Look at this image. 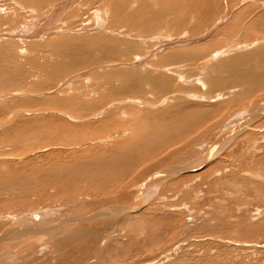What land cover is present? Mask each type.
<instances>
[{
    "label": "rangeland",
    "instance_id": "obj_1",
    "mask_svg": "<svg viewBox=\"0 0 264 264\" xmlns=\"http://www.w3.org/2000/svg\"><path fill=\"white\" fill-rule=\"evenodd\" d=\"M183 1L0 0V264H264V0Z\"/></svg>",
    "mask_w": 264,
    "mask_h": 264
},
{
    "label": "bare ground",
    "instance_id": "obj_2",
    "mask_svg": "<svg viewBox=\"0 0 264 264\" xmlns=\"http://www.w3.org/2000/svg\"><path fill=\"white\" fill-rule=\"evenodd\" d=\"M186 0H184L183 2H185ZM186 3V2H185ZM205 5H209L208 4V0H203V4H201L200 5V3H199V6H202V7H205ZM207 8V7H206ZM208 9V8H207ZM211 9V8H210ZM209 9V10H210ZM215 12V11H214ZM202 22V21H201ZM70 41V40H69ZM2 80V79H1ZM15 82V81H14ZM196 119V118H195ZM200 119V118H199ZM170 121V120H169ZM201 121V120H200ZM109 123V122H108ZM167 124V123H166ZM183 124H185V123H183ZM193 124V123H192ZM197 125V124H196ZM166 126H168V125H165V127ZM244 126V125H243ZM156 127V126H155ZM158 127V126H157ZM145 128V127H144ZM191 128V127H190ZM170 129V128H169ZM160 129H158V131H159ZM181 130V129H180ZM157 131V132H158ZM161 131L164 133H168L167 131H168V127H166V129H164V130H160V132L159 133H161ZM171 131V130H170ZM182 131V130H181ZM123 132V131H122ZM154 132V131H153ZM186 132V131H185ZM184 133V132H183ZM182 133V134H183ZM138 134H139V131H138ZM164 135V134H163ZM173 135H174V133H173ZM158 136V135H157ZM166 136V135H165ZM178 136V135H177ZM170 137V136H169ZM144 138H146V136L144 135V137H143V140H144ZM163 139H164V137H162ZM157 139H159L158 137H157ZM157 139L155 140V141H157ZM177 139V138H176ZM178 139H179V137H178ZM194 139V138H193ZM202 139V138H201ZM160 140V139H159ZM195 140V139H194ZM171 141V140H170ZM173 141V140H172ZM66 142V141H65ZM153 142V141H152ZM158 142V141H157ZM161 142V141H160ZM140 143V142H139ZM145 143V142H144ZM68 144L69 143H64L63 145H61L62 147H64V148H67L68 147ZM141 145V144H140ZM139 145V146H140ZM160 145V144H159ZM187 145V144H186ZM70 146V145H69ZM147 146V145H146ZM152 146V145H151ZM143 147V145L142 146H140L139 148H142ZM134 149V148H133ZM144 149V148H143ZM155 149V148H154ZM158 149V148H157ZM67 150V149H66ZM123 150V149H122ZM64 153H65V151H63ZM67 152V151H66ZM73 152H75V151H73ZM73 152H69L68 153V155H69V157H66V160L64 159H62V154L61 155H57L56 156V154L57 153H54L53 155H50V154H48V155H44V160H46V167H45V170L44 169H42V171H41V173H40V176L43 178V179H45L47 176H49V175H51V177H52V180L51 179H49L48 177L45 179L46 181H44L45 183H44V185H47L46 187H44V189L45 188H50V189H52V191H54V192H52V193H49L48 195H46V194H44V193H40V194H36V193H34V192H31V193H34L33 195H37L35 198L36 199H38L39 201H41V202H39V203H42L43 201H45V200H51L52 198H56V199H58V198H62V192H68V190H69V188L70 187H72L71 186V183H73V181L75 182V180H79V179H75L76 178V175H77V171H78V167H76L75 166V160H77V162L78 163H76V164H78L79 166H81L82 165V163H83V161L81 160V161H78V157H76L75 156V153H73ZM123 152V151H122ZM88 153V152H87ZM211 153H212V151H211ZM211 153L210 154H208V157H210L211 156ZM88 155V154H87ZM86 155V156H87ZM81 155H79V158H81L80 157ZM83 156V155H82ZM52 158V159H54L55 161H50L51 159H49L48 160V158ZM54 157V158H53ZM55 157H57V158H55ZM74 158H75V160H74ZM176 158V157H175ZM86 159H87V157H86ZM106 159V158H105ZM205 159H207V158H205ZM74 160V161H73ZM100 160V159H99ZM106 160H108V159H106ZM119 160V159H118ZM61 161H71V163L69 162V164L67 165V166H65L64 167V165L62 164V163H59V162H61ZM87 161V160H86ZM93 161V160H92ZM102 161V160H101ZM108 161H110V160H108ZM203 161V160H202ZM61 164V165H60ZM88 164V163H87ZM89 165V164H88ZM113 165V164H112ZM200 165V164H199ZM112 167V166H111ZM56 168H60V169H56ZM80 168V167H79ZM85 168V167H84ZM81 169V168H80ZM105 169V168H104ZM110 169V168H109ZM113 169H115V168H113ZM107 170H108V168H107ZM106 170V171H107ZM119 170V169H118ZM85 171V170H84ZM117 171V170H116ZM38 172V171H37ZM105 172V171H104ZM81 173H83L82 171H81ZM105 174V173H104ZM73 175H74V177H73ZM39 176V175H38ZM106 176V175H105ZM107 176H108V174H107ZM113 176V175H112ZM13 177V176H12ZM78 177V176H77ZM79 177H80V175H79ZM85 178L86 179V177L84 176V173H83V176L81 175V180H83L82 178ZM96 177H98V175L96 176ZM6 178V177H5ZM4 178V179H5ZM109 178V177H108ZM114 178H115V176H114ZM31 179H33V178H31V177H29V180L28 181H17L16 179H12V180H8V183H6L4 186H3V188L2 189H0V198H1V195H2V193L1 192H4V191H6V193H7V195H5L6 197L7 196H9V197H12L11 196V191L9 190V188L11 189L12 187H13V189H15V187H17L16 189H26V187H27V185H29V183L31 182ZM105 179V178H104ZM116 179V178H115ZM87 180V179H86ZM117 180V179H116ZM4 181V180H3ZM7 181V180H6ZM77 181L75 182L76 184H77ZM117 182V181H116ZM25 183H28L27 185L25 184ZM33 183V182H32ZM32 183H30L31 185H32ZM50 183V184H49ZM74 183V184H75ZM79 184V183H78ZM77 184V185H78ZM114 184V183H113ZM48 185H50V186H48ZM80 185V184H79ZM106 185V184H105ZM119 185V184H118ZM74 186V185H73ZM120 186V185H119ZM33 187V186H32ZM32 187H29V188H32ZM37 187V186H36ZM79 187V188H78ZM77 188V195L79 194V195H82V196H86V197H96L95 195H97V194H92L93 192H95L93 189V191H91L90 190V192H86V191H89L88 189H90L89 187H83V188H80V186H78ZM100 188V187H99ZM34 189V188H33ZM20 191V190H19ZM34 191H35V189H34ZM38 191V190H37ZM41 191H42V189H41ZM75 191V190H74ZM39 192V191H38ZM37 192V193H38ZM14 193V192H13ZM29 191H27L26 190V196H24L25 198H27L30 194H31ZM67 195H69V194H67ZM99 196V195H98ZM23 197V198H24ZM38 197V198H37ZM64 197H65V195H64ZM115 197V196H114ZM77 198V197H76ZM98 198V197H97ZM106 198H108V197H106ZM6 198H4V201L6 202V200H5ZM32 199H33V197H32ZM64 199H69V200H72L73 199V197H72V195L70 194V196H68L67 198H64ZM100 199V198H99ZM98 199V200H99ZM29 200V199H28ZM35 200V199H34ZM37 200V201H38ZM68 200V201H69ZM105 200V199H104ZM31 201V200H30ZM75 201V200H74ZM17 202H19L18 200H17ZM24 201H22L21 203H23ZM33 202V201H32ZM106 202V201H105ZM2 203V201L0 200V204ZM20 203V202H19ZM28 203V202H27ZM31 203V202H30ZM37 203V205H38V202H36ZM69 203V202H68ZM95 203V202H94ZM98 203V202H97ZM104 203V202H103ZM4 204H6V203H4ZM4 204H2V205H4ZM24 204V203H23ZM34 205V204H33ZM45 205V204H44ZM25 207H27V206H24V205H22V206H20V207H18L17 209H12V208H9L10 210H15L16 211V213H20V212H22V211H25ZM29 207V206H28ZM119 208V207H118ZM38 216V215H37ZM25 217H27V216H25ZM89 217V216H88ZM26 221V220H25ZM43 231V228H29V227H27V228H24L23 227V229H22V227H20V226H18V227H16L15 229H13L11 232H8L7 234H6V237L8 238V240L10 239V238H12L13 237V235H17L18 236V238H21V239H23V238H26V236L25 235H27V238H31V236H37V235H40L41 233H43V232H41V231ZM48 231V230H47ZM45 232V231H44ZM86 232V231H85ZM98 232V231H97ZM53 233V232H52ZM94 234V233H93ZM69 235V234H68ZM72 235V234H71ZM71 235H70V240L69 239H67L66 241H64L63 240V238H66V236L64 235L62 238H59L58 240H56V241H58V243H61V242H69V241H71ZM73 235H75V234H73ZM45 236V235H44ZM77 237H78V235H76ZM5 237V238H6ZM80 237V236H79ZM70 243V242H69Z\"/></svg>",
    "mask_w": 264,
    "mask_h": 264
}]
</instances>
